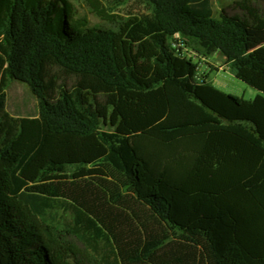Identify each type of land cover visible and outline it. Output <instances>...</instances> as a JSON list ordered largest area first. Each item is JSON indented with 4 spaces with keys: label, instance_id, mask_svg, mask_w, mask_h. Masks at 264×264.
<instances>
[{
    "label": "trees",
    "instance_id": "obj_1",
    "mask_svg": "<svg viewBox=\"0 0 264 264\" xmlns=\"http://www.w3.org/2000/svg\"><path fill=\"white\" fill-rule=\"evenodd\" d=\"M143 1L0 0V264H264V0ZM9 80L32 114L7 111Z\"/></svg>",
    "mask_w": 264,
    "mask_h": 264
},
{
    "label": "rangeland",
    "instance_id": "obj_2",
    "mask_svg": "<svg viewBox=\"0 0 264 264\" xmlns=\"http://www.w3.org/2000/svg\"><path fill=\"white\" fill-rule=\"evenodd\" d=\"M237 0H212L214 5V10L216 13L221 10H226L231 15H241V11L236 6ZM101 4L105 7L114 6L112 3H109L108 0H101ZM257 6L264 8V2H258ZM78 15H83L85 11L82 7L77 6ZM113 12L120 16L127 15H140L147 12V7L143 0H129L122 5H117L113 7ZM88 18L91 24L98 23L100 20L93 15H88ZM223 59L218 55H213L210 59H207V64L211 67L209 81L217 89L234 94L244 99L252 100L258 94L257 91L244 82L236 79L229 68H224V70H219V67L222 66ZM205 66V65H204ZM169 90L170 88L167 87ZM176 103L181 105L183 101L181 100L180 95L176 94ZM6 102L8 104L7 111L15 115L16 111H20L23 115L32 114L34 100L31 94L28 91V88L25 84L18 81L9 80L6 87ZM183 105V104H182ZM244 129V128H243ZM46 219H49L53 222H58L66 224L70 221V215L66 208H61L57 211H51L45 216Z\"/></svg>",
    "mask_w": 264,
    "mask_h": 264
},
{
    "label": "built area",
    "instance_id": "obj_3",
    "mask_svg": "<svg viewBox=\"0 0 264 264\" xmlns=\"http://www.w3.org/2000/svg\"><path fill=\"white\" fill-rule=\"evenodd\" d=\"M176 39L179 40V36L176 35ZM176 49H178L179 52L183 53L184 55H186L188 58L193 59L195 62H197L199 64V68H198V73L199 74H206L205 72H202L201 68L203 65H205V63H207V59L205 57H200L198 56L194 51H192L191 49L187 48L183 42L181 41H177L176 42Z\"/></svg>",
    "mask_w": 264,
    "mask_h": 264
},
{
    "label": "crops",
    "instance_id": "obj_4",
    "mask_svg": "<svg viewBox=\"0 0 264 264\" xmlns=\"http://www.w3.org/2000/svg\"><path fill=\"white\" fill-rule=\"evenodd\" d=\"M263 9H264V8H263ZM208 59H210V57H209ZM211 67H212V66H209L207 63H205V66L203 65L202 68H201L202 72H205V73L208 75V80H209V75H210ZM224 68H225V67L220 66V67H219V70H224ZM257 93H258V92H257ZM209 131H210L209 129H207V130H203V131H195V132H193V133H190V135L199 134V133H206V132H209Z\"/></svg>",
    "mask_w": 264,
    "mask_h": 264
}]
</instances>
